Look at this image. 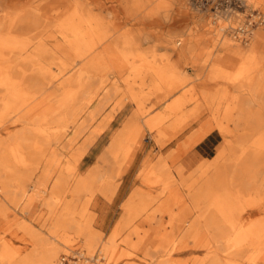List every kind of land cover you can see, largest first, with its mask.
Returning <instances> with one entry per match:
<instances>
[{
	"label": "rangeland",
	"instance_id": "obj_1",
	"mask_svg": "<svg viewBox=\"0 0 264 264\" xmlns=\"http://www.w3.org/2000/svg\"><path fill=\"white\" fill-rule=\"evenodd\" d=\"M138 1L0 0V264L5 246L53 249L54 264H264V80L242 72L264 9L251 0ZM158 2L164 9L147 15ZM74 14L101 63L58 75L59 28ZM239 25L248 36L235 38ZM112 65L119 78L108 85ZM164 68L176 81L158 82ZM79 69L90 83L75 80ZM86 90L71 106L100 91L98 113L76 132L59 99ZM131 122L139 143L134 128L110 157ZM188 160L184 183L175 167ZM83 181L90 192L76 201Z\"/></svg>",
	"mask_w": 264,
	"mask_h": 264
},
{
	"label": "bare ground",
	"instance_id": "obj_2",
	"mask_svg": "<svg viewBox=\"0 0 264 264\" xmlns=\"http://www.w3.org/2000/svg\"><path fill=\"white\" fill-rule=\"evenodd\" d=\"M152 1L153 0H139L138 3H139V6L140 5L144 6L145 4L147 5L148 2H152ZM210 1H211V3L216 2V0H210ZM226 1H228V0H226ZM251 1L252 2L254 1L253 2L254 4H258L259 6H261L264 9V0H251ZM26 2H27V0H26ZM164 7H165V3L158 2L157 5L153 6L147 12V15H149V12H150V14H152V13L156 14L158 11L160 12V10H163ZM159 12L157 14H159ZM70 16L71 17H69L67 20H64L61 22V25L59 28V36L62 39V44L56 46L54 49L56 53H59L61 55L63 61H61L55 65H54V63L53 64L51 63L52 65H54L56 67L58 75L64 73L66 70H69L71 67L73 68L76 65L77 66L80 65L82 67H85L89 70V72H91L92 69L96 70L100 66V63H101L98 60L101 58L100 56H96V55L92 56V57L90 56L89 53L92 50L91 47H88L84 43V41H83L84 39H81L83 37L85 31L82 28L81 23H74L73 22V21H75V19H77V20L79 19L78 16L75 14L70 15ZM257 18H259V21L261 22L260 25L262 26V29H264V25H263L264 22L262 20V16L258 15ZM244 25H239V26H236L235 28H233V30L235 32V38H241V36L242 37L248 36V33H247L248 27H246V26H249V25L248 24H246V26H244ZM176 45H181V43H176ZM193 50H194L193 43L186 45L184 49H181V51H180L181 55L180 56L191 55ZM45 52H47V51H45ZM42 54L39 53L37 55L42 56ZM261 54H264V31L260 30L257 33H255L254 42L249 47V49L247 50V52L244 56V59H243L245 66L244 67L242 66V68H243L242 72H244L246 76L248 75L250 82H252L251 78L253 77V75H258L259 80H264V74L262 73V70H261L263 64H261V62L259 61V59H260L259 56ZM39 56H37V57H39ZM112 58H115V57H112ZM24 60L27 64H29V62L27 61L26 58ZM36 62L32 63V67H34L37 70L42 69V71L44 70V72H47L51 76H53V74L50 73V70L48 67L46 68L42 63H40L37 60H36ZM112 69H114V71H112L110 73L111 77L110 76L108 77L109 78L107 80L108 85H110V83L111 84L114 83L119 78V76L117 75V73L115 71L114 65H112ZM244 69H246V70H244ZM157 75H158V78H157L158 82L167 83L168 80H172V79L176 81V76H175L174 72H172L166 68H164L159 73H157ZM84 76H86L85 80L87 81V83H90V81L92 80L91 76L90 75L88 76V72L83 73L81 69L78 70V74L76 75L75 80L79 81V80L83 79ZM253 83H255V82L253 81ZM102 84H105V83H100V85H99V88L101 89V90L100 89L99 90L101 91V93H103V91L105 90L104 87L102 88ZM100 91H95L88 102L83 103L80 107L78 106L77 108H73L71 106L73 104L72 102H74L77 98H83V97L87 98L89 95L88 90H86L83 94H81L79 96H78V94L77 95H74V94L71 95L69 93H64L61 95V97L59 99V105H60L59 107H64L66 110L65 111L66 119L64 121L66 123L68 122V123L72 124V126L75 127L76 132L84 129L85 126L87 125V123L93 121L94 118L97 116L98 110L97 109H91V104H92L91 102L96 98L97 94L100 93ZM8 93H10V92H8ZM103 97H107V93L103 94ZM165 97H166V95L161 96L160 100H164ZM100 102L101 101H99V103ZM99 105L101 106L102 104H99ZM58 112H59V109H58ZM256 115H258V114H256ZM236 124H237V126H239L238 122ZM143 125L148 127L147 124H143ZM134 128L137 130V134L135 136V143H134V146L136 147V145L139 143V138H140L142 130L140 129V126H135L134 123L131 122L126 126V128L118 136V138H116L114 145L112 146L111 151L109 152L110 157L114 156V154H117L118 151H122L125 148H127L126 146H123L121 143L123 142L126 144L128 137L130 136V133ZM150 128L151 127H149V129ZM104 161H106V160L104 159ZM112 162H113V164L116 163L114 158L112 159ZM104 163H106V162H104ZM192 163L193 162L191 160H188L187 162L181 163V164L177 165V167H175L176 174L180 177V179L184 183H186V179H188L190 171L188 172L187 175H184V173H185V171H187L191 168ZM157 169L163 174V176L167 180L170 178L171 171H170L169 167H167V164L164 161L159 160V162L157 164ZM47 172H48V170L44 171V169H43L42 173H41V177H42L44 182L47 180H50L49 178H47ZM96 178H97V174H93L90 176L89 180H90V182H93V181H96ZM82 183L83 184L81 185V187H78L74 191L73 195H74V198L76 201L79 199L81 194H83L85 192H90L89 188L86 187V186H88V187H90V186L85 184L84 181ZM55 186L56 185H54L55 192H57L56 191L57 188ZM186 186L190 187L189 185H186ZM35 187H37V186H35ZM35 187H33V188H35ZM21 194L23 195L22 192H21ZM7 195H9L8 189H7ZM31 201H32V198L31 197L28 198L27 204ZM47 205L49 206V204H47ZM262 211H264V210H262ZM181 218L182 219L184 218L183 215L178 217V220L179 219L181 220ZM74 228H76L78 230V227H74ZM34 240L37 242L40 241V239H37V238ZM158 251L159 250H156V253ZM55 254L56 253L53 249L42 250L38 246H34L32 248H29V250H25V251H22L21 249H18V248L7 249V246H5V248L2 251V258H3L2 260H3V264H7V263L8 264H54ZM221 259H223V258H221ZM59 263H60V261H59Z\"/></svg>",
	"mask_w": 264,
	"mask_h": 264
},
{
	"label": "built area",
	"instance_id": "obj_3",
	"mask_svg": "<svg viewBox=\"0 0 264 264\" xmlns=\"http://www.w3.org/2000/svg\"><path fill=\"white\" fill-rule=\"evenodd\" d=\"M61 260L63 261L64 259H63V258H61Z\"/></svg>",
	"mask_w": 264,
	"mask_h": 264
},
{
	"label": "crops",
	"instance_id": "obj_4",
	"mask_svg": "<svg viewBox=\"0 0 264 264\" xmlns=\"http://www.w3.org/2000/svg\"><path fill=\"white\" fill-rule=\"evenodd\" d=\"M195 148H193V150H194Z\"/></svg>",
	"mask_w": 264,
	"mask_h": 264
}]
</instances>
